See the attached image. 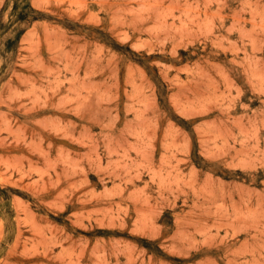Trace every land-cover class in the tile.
<instances>
[{"label":"rangeland","instance_id":"374dc122","mask_svg":"<svg viewBox=\"0 0 264 264\" xmlns=\"http://www.w3.org/2000/svg\"><path fill=\"white\" fill-rule=\"evenodd\" d=\"M0 264H264V0H0Z\"/></svg>","mask_w":264,"mask_h":264}]
</instances>
